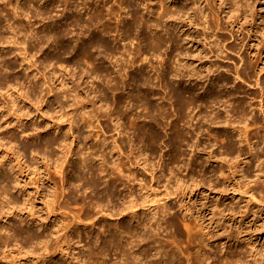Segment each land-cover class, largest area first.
<instances>
[{"label": "rangeland", "instance_id": "1", "mask_svg": "<svg viewBox=\"0 0 264 264\" xmlns=\"http://www.w3.org/2000/svg\"><path fill=\"white\" fill-rule=\"evenodd\" d=\"M58 1L57 0H37V3L33 5L32 0H20L19 4L16 5L15 4L16 0L15 1L9 0L7 5L0 4V11L4 12L6 14V16L8 17V20L11 21L12 25L15 24V25H13L14 27H20L22 30H25V32H27V30L30 28L33 31V33L35 32L34 33V40L35 41H31L33 39H29V42L27 43L26 48H25V51H27L29 53V55L33 57L30 60L26 61L24 56H11V53L13 51H17V49H15L11 46L0 49V55H7L10 57V59L5 60V62H4L5 65L11 66L12 69H15V71H12V72L6 74L7 78L9 81H14L16 78H20L21 80H23L24 78H28L30 83L39 86V89L41 91L40 99L45 98V99H42V100H44V102L42 103L41 109L43 111H46V112L53 109L52 104H54V107L58 108L61 104L69 105V104H71V102L69 100H68L69 102H67V100L64 99V96L61 93V91L59 89H58L59 91L57 90V88H59V86L55 87V89L53 88L54 92H51V94L47 95L46 91H48V86L46 87V85H47L48 81H47V77H43L45 72H46L43 68V66L45 65V62L43 61L44 63H42L41 61H39L40 58H41V60H44V57H52L55 60L57 58L58 53H64L65 52L64 50H66L67 52L69 50L70 51L72 50L71 55H63V59H62L65 65L67 63L70 64L69 65L70 68H68V69H71V70L76 69L78 71L77 68H81V67L82 68H88L87 67L88 61H87V52L86 51L88 49L87 44H88L89 40H86V39H89L90 34H91V30H90V27L88 26V22H87L88 19L84 20V18L87 16V12H89V9L87 10L86 15H85L84 10L82 11V12H84V16H83L82 12L81 13L76 12L77 15L73 14L74 12L71 11V9H70L69 11H71L72 13L69 11H68L69 13L66 12V18H65L66 20L65 19L62 20L64 22L63 23L59 19L61 8H59V6H58L59 5ZM78 1H79V3H81L80 0H77V3H78ZM122 1L124 3H122ZM126 1L127 0H121V1L110 0V1H107L108 10H111V12L112 13L114 12L113 14H115V15H113L111 13V17L113 19H115L114 18L115 16L116 17L119 16V18L121 17L120 19H125V23L126 22L130 23L129 21L132 19L133 12L135 10H137V11L142 10V14L144 12L145 17H147L148 19H150V18L156 19L157 14L155 11H157V10L160 11V9H161L158 5H156V4H158V0H155V1L152 0V4L156 5L157 10H156L155 6H153L155 11H154V9H152L153 13L149 14L150 15V18H149V15L148 16L146 15L147 11H144L141 8V6H138L137 3H135L137 1H142V0H136V1L132 0V2H131V0H128L127 3H126ZM153 1L155 3L156 2L157 3L155 4ZM56 2L58 3V5L56 4ZM112 2L113 3L115 2V3L113 4ZM168 2H169L168 0H165L163 6H166ZM99 3L102 5L101 2H99ZM125 3L128 5L126 6ZM21 5H22V8H21ZM30 5H31V7H30ZM116 5H119L120 7L118 8V6H116ZM122 6H123V8H125V7L126 8L123 9ZM128 6L131 8H128ZM17 7H18V9L19 8L20 9L18 10ZM13 8H15L17 10L13 11ZM32 8H36L37 11L33 12ZM121 8L123 10H120ZM133 8H136V9L133 10ZM162 8H164V7H162ZM129 9H130V11H129ZM248 9H249L250 14L252 16V20L250 23H244V24L236 23L234 27L227 28L226 25H228L229 20H225V21L221 20L220 21L222 24V27H223V29L221 31H219L220 32V40L225 41V45L227 46V49H228L227 55L223 59H215L214 56H215V54L217 55V53L214 52L215 49H213L212 46H211V48H209L210 45L207 44L208 40H206V42H205V40L202 39L203 38L202 37L203 31L200 27H191L190 28V31L193 34H195L196 37L198 36L195 39V42L197 41L196 43L193 41L194 43L191 42L192 44L190 43L189 45H184V43L180 39V37H179L178 41H180L183 45H180L181 43H178V41H176V43H178V44L174 43L177 45V47H176V45L174 47V48H176V52H178V51L180 52V50H181L180 53L183 54V52H185V51H187V49H189L187 52L192 56V59H188L185 61L184 58H181L180 64H182V65L185 64V66H188V65L194 66V68H193L194 72H201V70H207L210 68H226V69H229V71H220L219 73H217V72L213 73L212 75H210L208 77V79L206 81L205 80L195 81V82H198V84H199L198 85L199 88L196 90L197 93L195 92L197 94V95L195 94V96H196L195 98H197L199 96L196 99V101L200 100L199 102L197 101L198 105H201L203 103L202 106H204V108L203 107L199 108V112L201 111V115H202V113H205V114H203L204 116H206V117L210 116L211 117L212 110L214 107H210V106L207 107V105H209L210 102H209V99H207L205 96L206 94L203 91L204 89L201 90L200 84L202 86H205L204 88L209 87V86H211L210 84H212V82H210L211 79L213 81V79L215 77L219 76L218 78H220V81H221L219 84L217 83L219 86H217V84H215V86L213 85V88L211 89V92L209 93V95H211V94L215 95L216 94L219 97V98L217 97L216 100L218 99L217 101H218L220 107H222V105H224L225 103L227 105L230 103L231 105L229 104L228 107L225 104L226 109L227 108H228V110L230 109L229 111H231V112H233V110H234L233 114H234V116L236 114V117H237V115H239L237 112L238 110L243 109L247 112V116L249 115L251 117V119L248 121V126L247 127H239L242 131L243 130L246 131V133L244 135L238 136L237 135L238 133L236 132V130L232 129V128H237V127L230 128L229 122L227 124L221 123V124H218V126L220 125V127H219L221 129L220 131H222V129L225 128L226 130L223 129V130H225V131H223L224 134H229L233 137L231 140H229V139L226 140L225 135H223V136L218 137L220 139H218L216 137H214L215 138L214 139L213 138L214 135L212 133H209V136H208V131H206L207 134L204 132L207 128L206 126L209 125V122H207V123H206V121H204V123L202 122V124H204V125L200 124L202 127H200V125H199L200 131H198V132L196 131L198 129V128H196V125L193 127V130H192V128L185 129V125H183L184 123H181L179 128L184 127L183 129L182 128H180V129L183 130V133H186V134H184L185 135V137L183 138L184 141L182 140L179 143H177L176 139H175L176 134L174 136V132H176L175 128L172 124L170 125V123L176 121V119L178 118V116L175 114L176 111H175V113H172V111L174 110V106H173L169 109V113H171L173 115L175 114L174 115L175 117L173 115L169 114L168 119L169 118L170 119L167 120V125H166V127L168 129V133L170 134V148L166 149L162 154L157 153V155L160 156L165 161H169L171 159V155H172L171 153L174 151L173 146L176 145L177 148H179L180 157L175 162L179 161V163H178L179 165L177 163L175 164L174 161L170 160L171 163L168 164L167 169L165 171H161L159 169H151L150 170L149 166H147L148 169L145 172V170H143V166H139L137 164L135 165L134 162L128 163L129 156L127 155V153L131 152L133 155L140 154V153L135 151V149L139 148V145H140V140L138 139V137L136 135V133L139 130H140L139 134L141 137H147L149 139H151V136L157 131L160 132L161 136H165L166 134L164 132V129H162L160 127V124L163 123V121H161L159 123L156 122L157 121L156 117H153L152 119H145V118H143L144 115H148V114L147 113L142 114L139 107H134V109L135 108L136 109L134 111L133 110L131 111L133 113L130 112V117L128 116L129 119L127 117H125V118H123L124 120L122 119L123 122L121 120V122L123 123V126L125 125L124 128H122V130L125 131V128L127 129L129 127L127 131H130L132 133L130 140L128 139V137L122 138L116 132L114 121L102 118L103 115H105V114H100L98 121L91 120L92 121V123L90 121L91 124L89 122L87 123V121H84L85 123L88 124V128L85 129L86 138L73 140V137H69L70 140L74 141L73 144L71 145V148L73 150H75V154L72 157H70V154H68V156L66 158V160L68 162L65 161L64 166H63L64 173H67L69 175L70 179H74V177L71 176V173H72L73 169L78 170L79 164H80V161L76 158V154L81 152V151L87 150V148L89 146H91V147L93 146L92 150H95L96 146L101 145L102 140L107 139L110 141L109 147L113 148V151L111 152V161L115 162L117 160V158H119L121 161L127 163V169L123 168V172L125 173V176H129V177L135 176L137 180H146L147 185H148V190L145 192H148V195L150 194L149 195L150 198L148 197V201H152L153 203H152V205H150V202L146 203L147 204V205L145 204L146 207H143L141 205L136 207V209H134L135 214H136L135 216H131L132 213L130 214V211L133 212V210H130V211L125 210L127 212L122 211V213L119 212L117 214L118 216L112 215L111 213L108 214L109 212L108 213L105 212L107 214H103V215L98 214V216H96L95 220H93L95 222V224L92 227L79 226L77 229H73L74 231L71 230L72 236L74 235L75 238L79 239V232H81V231L86 230L89 232H94V233L100 234L101 228H107L110 230L111 233L117 234L118 238H119V237H121L120 233L118 230H116L114 228V226L116 227V225H117L118 228H120V231L128 228L129 226H133L134 228H140L141 230H143L144 227H143L141 221H143V223L144 222H146V223L151 222L152 228L155 229L157 227V225L154 224L155 220H152V221L147 220L148 217L151 215V211L149 209H150V207H153L155 209L154 211L157 212V218H158L157 222H160L161 224L164 223L163 227H166V228L170 227L172 230L169 233V238L159 240L158 242L161 245H163L164 247H166V249L170 250V252L173 254V256L175 258H178L177 264H188L189 257L192 256L193 253L201 247V244L199 243V239L203 238V237L208 238L207 239V245L209 247H214L216 245H223L225 243V241H227L228 248L231 247V244H233L235 242V240H238L237 238H235V236L238 237V232L232 231L230 233L231 239L228 236L219 235L220 232H223L229 226H231V229H242L244 231V235L239 236V242H240V245L242 247H244L243 249L249 247V245L247 244V241H249V240H251V242L253 244H255L258 249L264 248V227H260L261 225H264V203H258L257 202L258 200L264 199V174L259 175V177L257 179V173H264V166L259 165V160L264 159V151L254 152L252 150L253 155L249 154L250 153V143H251V146H253V148L255 147V149H259L261 146H264V119H263V116L258 112L257 107H255V106H257V103L259 101L260 91H259V88L257 86H255V84H254V80L256 78H258L259 82H260V86L262 87V91L264 92V36L257 35V33L264 31V0H251V4L248 6ZM162 10L163 9H161V11ZM21 11L24 13H22ZM139 12H141V11H139ZM25 13L31 14V16L34 17V19H29V17L26 16ZM79 13L82 15H80ZM72 14H73V16H72ZM104 14H106V13L104 12ZM244 14L245 13L242 12L241 17H243ZM57 15H59V16H57ZM79 15H80V17H79ZM125 15H128V16H125ZM69 16L71 18L74 16H76V17H74L75 19H73V18L71 19ZM152 16H154V17H152ZM78 17L80 18V20H77V19H79ZM88 17H89V14L86 18H88ZM0 18H1L0 19V34H1V37L5 38L7 36H10L12 34V32H11V29L5 30L7 28V24L4 21L5 19L3 17H0ZM57 18L59 21L57 20ZM107 18L108 17L103 15L102 20H104V19L106 20ZM112 18H110V20ZM119 18H116V19L118 20ZM2 19H3V21H2ZM116 19L114 21L111 20L109 22L111 24H112V21L114 22L112 25L110 24L111 29H112L111 32L115 31L114 28H115V25L117 24ZM75 20H76V22H75ZM83 20H84V22H83ZM59 22H60V24L63 23V24H61L63 26H61L59 24ZM75 23H78L79 25L78 24L76 25ZM84 23L87 24V26H85L86 29L83 28ZM161 23L163 25H161ZM161 23L159 25H161L160 27H162L160 29V30H162V32L159 30V33L160 34L162 33L165 35V32H166L165 30L168 29L167 27H169V26H167L168 23H166V22H161ZM16 24H17V26H16ZM65 24H66V26L64 27ZM77 26H80V27H77ZM165 26H167V27H165ZM58 27L59 28L62 27L65 29L64 30V34H65L64 39L69 40L68 42L67 41L65 42V40H64V43L66 45L65 49L64 50L62 49L60 43L58 42L59 40L57 39L58 35H56L57 38H56L55 42L53 41L50 44H49V42L47 43L50 46V48L48 47L47 44H45V46L43 47V51H41L42 52L41 53L39 51L40 46H38V45H40V44L42 45V41L44 44V40H45L44 36L48 37L50 34L52 35L53 33H55V31H56V33L60 32L61 28L58 29ZM80 28H82V29H80ZM88 28H89V30H88ZM164 28H165V30H164ZM241 28L243 29V31L240 30ZM66 30H68V32ZM133 30H134V28L132 29V36L131 37L135 38L134 39L135 42L137 40V42H136L137 44L135 42H133L132 45L133 44L134 45L132 47L137 46L138 40H139V39H136L137 33H135V30L133 32ZM163 31H165V32L163 33ZM69 32H72L71 35L74 38L70 35ZM115 32H114L115 36H113L114 35L113 33H110L106 38L107 42L109 43V49L114 48L115 46H119V44L116 45L115 39H117V38L119 39V37L116 35L117 32L116 33ZM76 33H78L77 37H75ZM81 33L83 35H81ZM231 33L234 34V37H232V38L230 37ZM2 35H4L5 37ZM66 36L67 37L70 36V37L67 38ZM116 36H117V38H113ZM20 39L22 40L23 37H21ZM70 39H71V41L73 40V43L70 41ZM81 39H82V41H81ZM164 39H165V44H167V48H166V45L164 44L165 46L163 45L161 50H165L164 51L165 52L164 58L167 59L168 57L170 58L173 56V55L169 54L170 53L169 52L170 44L172 46V42L167 40L168 39L167 35H165ZM113 40H115V43ZM211 40L213 41V39H211ZM111 41H112V43H111ZM39 42H41V43H39ZM57 42H58V44H57ZM74 42H78L79 44L78 43L74 44ZM148 42H151V41L148 40ZM53 43H54V46L51 45ZM110 43L112 44V46ZM113 44H115V45H113ZM33 45H35V47H33ZM36 47L38 50H36ZM48 48H49V50H48ZM66 48H68V49L70 48V49L68 50ZM71 48H73L74 51ZM76 48H77V50H76ZM210 49H212L211 52L209 51ZM35 50H36V52H35ZM166 50H168V51H166ZM38 51L40 52V54L38 53ZM99 51H101V50L99 49ZM147 52H149V53H147ZM147 52H144V54L142 52H140L141 55H139L140 56L139 60H142L145 56L149 57L151 55L150 53H152V50L149 49V51H147ZM166 53H168L169 56H168V54L166 55ZM76 54L79 56H77ZM148 54H149V56H148ZM82 55H83V57H82ZM238 55L243 56L244 61L240 62ZM198 56H208V57H212V58L201 60V59L197 58ZM78 58L80 59V62H79ZM77 60L79 63L77 62ZM171 60H172V58H171ZM101 61H102V63H101ZM103 61H104L103 58H101V56H100L99 61H98L100 63L97 62L99 67H101V68H99L100 74H101L100 76H103L105 74V71H104L105 68L104 67L105 66L109 67L108 60L105 59L106 62H103ZM143 61H144L143 64H146V62H148L149 60L143 59ZM153 61L155 62V60H152V62L149 61L150 64L151 63L154 64L156 68H159V69L162 68V66L159 65L160 64L159 61H156L155 63ZM183 61L185 63H183ZM83 63H84V65H83ZM71 64H72V68H71ZM31 65L32 66L37 65V66L32 67ZM235 65H238L239 69H242L244 71V75H242L241 80L233 79L234 78V74H233L234 70L233 69H235V67H234ZM34 67H35V69H34ZM163 68H165V67H163ZM57 69L58 68H56L55 70L57 71ZM110 69H112V68L110 67ZM147 70L149 71L151 69L148 68ZM79 71H80V69H79ZM129 72L131 75L133 74L132 69H131V71L129 70ZM151 72H150V74H151L150 76H153L154 71H153V73H151ZM182 73H186L185 68L182 70ZM42 74H43V76H42ZM144 74H145V76L149 75V73L147 75L146 71L144 72ZM186 74H190V73L187 72ZM169 76H168V78L170 81L171 76L170 77ZM222 77L224 78V80L222 79ZM0 79H2V77H0ZM85 81L86 82H84L82 84V80L80 81L78 79V80H75L74 83L79 82L80 84H77V85L82 84L83 90H86V83H87L86 78H85ZM201 81H202V83H200ZM225 82H227L229 85H233V86L228 87V88H221L220 85L224 84ZM105 83H106V79H105ZM105 83L102 84L101 89L106 87ZM57 84H58V81H57ZM88 84L89 83H87V85ZM185 84L190 85L189 82H186V83L183 82L182 83V85H185ZM192 84H194V82H192ZM131 87H134V86L130 85V87H129V90L133 91V88H131ZM80 88H81V86H80ZM158 89L161 90L159 87H158ZM120 90L115 91L116 94L114 93L113 96L110 93H108L107 96L111 98L112 105H113V111H115L114 109L117 106H115L116 104L113 103L114 100L112 98H114V99L115 98L116 99L122 98L121 100L119 99L122 102H120L118 107H119L120 112L124 110L123 111L124 113L121 112V115L123 116L127 112V110L130 109L131 107L129 106L130 103L128 102V100L130 101V99H128L129 98L128 93L126 94V92H123V90H121V91ZM163 93H162V91L159 92V94H158V96L160 95L159 101L156 100L155 102H153L154 100H149V105L157 104L158 102L159 103L161 102V103L166 104L165 106L169 108L171 102L175 101V98L173 97L171 100V96H169V98H167L166 100L164 99V101H163L162 100L163 96H164ZM118 94L120 95V97ZM115 95L116 96L118 95V98L115 97ZM229 95L230 96L232 95V97H234V100H235L234 102H233V100L231 102L228 101L229 103L227 102V99L230 97ZM42 96H44V97H42ZM126 97L128 100H126ZM206 99L208 102L206 101ZM263 100H264V95H263ZM5 102L7 103L6 99H0V104H4ZM46 102H47V104H46ZM220 102H221V104H220ZM22 103L19 102V105L23 106L24 104H22ZM131 103H132V105H135L136 103H138V101L137 102L131 101ZM174 103L176 106V102H174ZM204 103H205V105H204ZM218 103L216 102L215 104L217 105ZM120 105H122V107ZM238 105H240L241 107L239 108ZM249 105H251V107ZM77 106H79V105H77ZM127 106H129V108ZM225 106H223V107H225ZM205 107H207V108H205ZM74 108H72V109L69 108L68 112L70 113L72 111L73 113L74 112L78 113L82 110L81 108L78 110L77 109L74 110ZM88 108H89L88 111H91V108H93V107L89 106ZM120 108H122V109H120ZM152 108H155V107H152ZM152 108H149V109H150V111L154 112L155 110H151ZM209 108L212 110H210ZM197 109H196V111H198ZM85 110H87V109H85ZM170 110H171V112H170ZM72 112L70 114H72ZM209 113H210V115H208ZM133 114L135 115L134 117H133ZM220 114H221V118L225 119L223 111H220ZM5 115H7V117H9L7 111L4 113H0V116H5ZM37 115L38 114L33 115V118L31 120H26L23 122V124L26 127H28L30 130L31 125H32L33 121L35 120V121L39 122L38 126L42 127L44 130L39 132V134L37 136L24 137L23 139H27L28 141L39 140V142L42 144L46 140L58 142V140L60 138H62L63 135L70 128V126L68 125V122L63 123V121H61V120H58L59 122L57 121V123H55V122L53 123L52 120H50V122H48L46 116H45L46 118H43V117L41 118L39 115H38L39 117ZM131 115H132V117H131ZM138 117H140V118L138 120H136ZM131 118L132 119L136 118L135 120L133 119L134 122L135 121L136 122L141 121L143 124L141 122L140 123L142 125L140 123H136V122L134 123ZM81 119L84 120V118H81ZM129 120H130V123L132 122V124H129ZM124 121L126 122V124L128 123L129 125H126ZM151 121H153L152 122V123H154L153 125H152ZM133 124H136V125H133ZM148 124H150V125H148ZM155 124H156V126H154ZM0 125H1L0 127H4L3 124H0ZM49 125H51L50 128L48 127ZM58 125H59V127H58ZM144 125H148V127L150 126V128L152 127L153 131H152V128H151V130H148V128L141 129V128H143ZM204 126H205V129H204ZM214 126L211 125V128H213ZM83 127H84V124L82 123L81 128H83ZM201 128L204 130L203 134L200 136H197L196 134L202 131ZM208 128H210V126H208ZM137 129H139V130L137 131ZM230 129H232V130H230ZM78 130L79 129H73L74 134ZM144 130H145V132H144ZM189 130H191V131H189ZM188 131L194 133V135L192 133H189ZM227 131H228V133H227ZM9 132L14 133V132H16V129L12 130V131L10 130ZM9 132L5 130L3 133H0V136H2V135L4 136V134H9ZM195 132H197V133L195 134ZM97 134H98V136L96 137ZM222 137H224V138H222ZM122 140L125 142V146L120 147L121 153L118 151L116 152L115 146H116V144L121 145ZM188 140H189V142H188ZM115 141H116V143H114ZM185 141H187V143L195 141L197 144V148H204V147L210 146V145H216L217 147L210 148L209 151H194V152L193 151H187L186 152L183 150L185 147V143H184ZM81 144H83V146H84L83 149L81 148ZM226 148L239 151L243 155V157H244L243 161L240 164H237L235 167L242 169L243 175L247 176L249 180H257V182L255 184L251 185L250 187L245 185L242 191H230V192L213 190L212 188L208 187V182L211 181V178L214 175L216 176V179L218 181V183L215 185V187L217 189L220 187H223V186H227L229 188L240 187V184H238V181H240L242 179L241 174L228 171L230 166L228 164L223 163L218 158L217 159H210V157H219V155L221 154V151L223 149H226ZM233 154H235V152H233ZM2 155H4V153L0 152V156H2ZM147 162H148V165H149V163H151V161H147ZM8 163H9V161H7L6 165H8ZM93 163L98 166L100 164V161L96 160ZM173 164H175V166H177V165L178 166L174 167ZM186 164L188 167L186 166ZM146 165H147V163H146ZM180 165H183V166L180 167ZM41 166H42V164H41ZM161 167H163V166H161ZM112 168L113 167H110L108 169L109 174L107 175L106 178L104 176H101V183L99 184V187L97 189L98 192L105 193L106 191L110 190L109 194L115 195V197L117 198V201H119L122 198H126L130 191L133 193H138L140 191V189H141L140 183H130L129 179H126L125 176H123L121 178V180L117 179L116 181L113 182V180L110 177V174L117 172V171H113ZM173 168H175V170H176L175 177H173V172H172ZM221 169H224L226 172V175L224 177H220L218 175V173ZM53 172H54V170L51 171L49 177L51 178L52 182L56 183V185H59V187H60L61 181L58 179L59 175H55L56 173L54 174ZM151 174L154 176L153 177L154 179L151 177ZM169 177H173V179L176 182L179 179L183 180V181L191 182L193 178H196L199 180H204L205 183H202L199 187L194 188L193 191L186 192L181 196L180 201L185 204V209H181L180 203L177 202V197L175 195H171V196L169 195V190H168L167 186L169 183L172 182L169 179ZM24 180L28 181V186L25 188L26 191L28 193H36L37 189L32 184L31 177L30 176L25 177ZM49 185H50V183H49ZM45 186H48V184H45ZM149 186H151L150 187L151 189L149 188ZM251 194L253 195V197L256 200L251 198ZM87 195L88 194L86 193L85 196H87ZM151 198H152V200H150ZM64 199L67 200L66 197H64ZM60 200H61V202L65 201V200H63V198H61ZM73 200L77 201V205H76L77 209L75 208V205H74L75 203H73L70 206H74V207L70 208V206H69V208L67 209L68 211H66L67 213L70 210L72 211V209L74 210V208L76 210H79L78 208H80L81 206L84 207V212L94 213V211L92 210V203H95L96 201L89 202L86 200V198L80 197L79 195L74 197ZM159 200H161V201L158 202ZM165 201L167 202L168 208H171L170 213H167L166 216L163 213V211L165 209H162V207H161V204ZM104 202L107 203L108 199L106 198ZM233 204H235V208L233 209V211H239L241 206H244V212L242 215L225 216L222 218V222H221V219H216V220L212 219V216H213V213L211 211L212 206H215L217 208H224L225 211H227L228 208H231ZM35 205L37 208H42V205L40 204V195H37ZM158 205L160 207H158V209H157L156 207ZM121 207H122V205H121ZM188 209H190L191 212H193V214H194L191 217V224L192 225L194 224L195 226L197 224V227H195L196 229H194V233L192 231V233L194 235L196 234L195 236H197V238L195 240H192V238L189 237L190 234L188 233L187 229L184 227V223H183L184 220L189 219L188 217L185 218V216H184L185 210H188ZM81 213H82V211H81ZM24 215H27V214L24 213ZM108 215L109 216L111 215V216L109 217ZM112 216H114V217H112ZM216 216L220 217V213H216ZM162 217H165V219H161ZM137 218H139V220ZM6 219H7L8 223H12L10 221V219H8V217L4 218L3 220H6ZM52 220H53V218L51 219V221ZM165 220L167 221L166 223H165ZM1 223L3 224L4 222L0 221V224ZM208 223H211L213 225V227L216 229L217 234L215 236V239L212 238V230L209 228L203 227V225H206ZM198 228H199V230H198ZM201 228H203V230H200ZM205 232L207 233V235ZM122 235H124V234L122 233ZM81 242L85 244V247H87V237L86 236H85V239ZM236 244H237V241L235 243V246H236ZM150 245H152L151 240H143L141 247H140V250L147 249L150 247ZM73 246L76 247L75 251L77 253L82 251L76 245H73ZM127 248H129V247H127ZM127 248H125L124 250H128ZM129 252H131V251H129ZM0 256H2V253H0ZM22 258H25V257H22ZM49 259H52V260H49ZM49 259L44 261V263H40V264H69V260L67 259V256H60L59 255V256H57V258L52 257ZM111 259H112V264H122V262H123L122 254H118L115 252L112 254ZM12 261H13V258H11V257H9L7 259L0 258V264H8V262L11 263ZM22 263H23V261H22Z\"/></svg>", "mask_w": 264, "mask_h": 264}, {"label": "clouds", "instance_id": "2", "mask_svg": "<svg viewBox=\"0 0 264 264\" xmlns=\"http://www.w3.org/2000/svg\"><path fill=\"white\" fill-rule=\"evenodd\" d=\"M9 0H0V4L7 5ZM207 4L211 5L215 3L217 9H222L225 7L226 3H230L233 7L229 13H226L221 19H228L229 23L226 25L227 28H232L236 23H250L252 16L248 9L251 4V0H204ZM37 0H32V4H36ZM31 7V5H30ZM146 7V5H145ZM13 11H16L13 8ZM33 12H36V8H32ZM194 12L198 13L197 17H193L189 20V23H193L196 26L195 21L199 20V27H201L205 32H213L214 29L210 27L211 13H204L201 3H197L193 9ZM245 13L243 17L241 14ZM29 19H34L29 13H25ZM0 17H3L7 23V29H11L12 34L6 38H0V49L11 46L17 51H13L11 56H24L26 61L32 59L33 57L25 51L26 45L30 38H34L33 31L29 28L27 32L22 30L20 27H14L11 21L8 20L6 14L0 11ZM171 19H187L186 17H169ZM243 31V29H240ZM259 36H264V31L257 33ZM23 37V40L20 38ZM56 34L53 33L48 37V42L52 43L56 39ZM214 38V37H213ZM211 44V41L209 42ZM35 47V45H33ZM218 49V54L215 59H223L227 55V50L223 45H214ZM95 51V49H94ZM101 51H103L101 49ZM71 51L58 53L57 58L52 60L50 64H45L44 70L47 72V86H52L53 88L59 86V90L64 96L65 100H71L70 105L61 104L58 108H54L49 112L44 113V115L49 116L54 120H61L69 122L72 127L57 141H49L47 144H42L39 140L28 141L23 139L24 137L36 136L37 133L43 131L42 127L38 126V121H33L31 128L29 130L24 124L17 121L16 125L8 124L4 127H0V133L5 131V128L16 127V132L9 133L6 136H0V152L5 153L0 156V219L8 216H12V223H8L6 220L4 224H0V253L2 256L0 258L7 259L9 257L13 259H19L20 257H33L34 259L29 261V264H38V260L43 257L45 250L51 248L53 250H61L69 253L70 261L69 264H112V254H125L128 264H177L178 258H175L170 250L166 249L158 241L169 238V233L172 231L170 227L166 228L161 226L160 222H157V227L152 228V224L147 223L144 225L143 230L140 228H134L129 226L127 229L126 238L119 237L117 234H113L107 228H101L100 234L81 231L79 232V239L74 236L65 235L68 227L75 222L87 223L89 220L94 219L91 212L89 213L88 219H80L79 217H74L72 220L57 218L49 222L48 210H56L62 205L58 200L55 199V194L57 188L52 186H45V179L50 175L53 169H56L58 174L62 173L63 166L65 163V154L67 150L71 147L73 139H85L88 124L84 121L94 120L100 114H105L102 118L114 120L116 132L123 138L128 137L131 139L132 133L130 131L122 130V123L119 116V107L117 106L115 111H113V105L111 98H109L103 89L96 88L95 84L92 82H100V84L105 83V77L94 75L92 73H87L90 76V83L86 85V90L88 95L81 98L77 96V89L72 86L70 87L67 81L78 80L79 77L76 75L74 70L67 69L64 66L62 56L71 55ZM181 58L185 60L192 59V56L185 51L181 54L179 51L176 52L173 67L176 69L171 76V80H164V87L162 91L164 92V98L167 99L169 95H174V88L178 87L173 82L181 78L180 69L185 68V70L190 73L187 79H197V80H207V78L213 73L220 71H229L226 68H210L207 70H201V72H194V66L180 64ZM198 59H211L208 56H198ZM10 59L7 55H0V99H6L8 102L0 105V113L8 112L9 115H17L18 117H30L35 115L29 110L24 109L22 105H19L18 99L13 93H18L20 99L29 100L31 103L35 104L37 109H39L40 103H42L40 96L41 91L39 86L30 83L28 78L21 80L16 78L14 81H9L7 78L8 73L15 71L11 66L5 65V60ZM148 60L161 61L164 59V50L154 51L151 56L146 57ZM57 62H59L61 67L60 73H55L53 71ZM37 66V65H33ZM67 72V74H65ZM87 72V69H85ZM57 76L59 78V84H57ZM240 79L239 75L236 77ZM163 79V78H161ZM107 84L109 87L116 84L115 79H108ZM227 82L221 84V88L232 87ZM131 95V94H129ZM103 97L101 100L98 110L94 109L92 111L81 110L78 113L68 114L69 108H74L80 104L95 103L98 99ZM149 100L146 96H141L140 101L132 105L130 102V107H139L142 114L148 113L143 118L152 119L157 118V122L163 121L160 127L164 129L165 136H161L160 132H155L151 139L147 137H141L139 132L136 133L138 139L140 140L139 148L135 149L136 152L140 153L138 155H133L128 152L129 156L128 163H135L139 166H144L146 161H151L149 163V169H159L165 171L168 164L171 161H165L157 153L162 154L166 149L170 148V134L166 127L167 120L169 116V108L166 106L157 105L154 112L150 111L148 108ZM176 114L179 117L185 110L188 113V119L185 120V127L193 128L196 121L191 119V115L195 112V107L192 105H185L181 98L176 99ZM217 108L220 107L219 104L216 105ZM7 115L0 116V124H3L4 120H7ZM81 118H84L82 120ZM251 119L248 117H236L233 114H229L228 121L232 127H247L248 121ZM209 123L214 121L209 120ZM84 127L81 128V124ZM48 127H51L49 125ZM73 129H79L73 132ZM203 134V130L197 133V136ZM184 151H209L210 148L217 147L216 145L206 146L204 148H197L195 141L187 143L186 141ZM110 141L105 139L102 140L101 145L96 146L95 150H85L76 154V158L80 161L78 170L73 169L71 176L74 179H70L67 173H63V181L66 185L61 188L60 191L64 197L67 198L69 203L72 202L74 197L79 195L80 197L86 198L87 201H96L92 203V210L98 214L103 215L105 212H109L113 215L118 214L124 208L136 207L137 204L144 200V192L148 190V185L146 180H137L135 176H125L124 172H121L122 176L129 179L130 183H140L141 189L138 193L129 192L126 198H122L117 201L115 195H110V190L105 193H100L97 191L99 184L101 183V176L107 177L108 169L110 167L124 168L127 169V163L121 161L119 158L115 162L111 161L112 147H109ZM125 142L122 140L121 145L115 146L116 148L124 147ZM81 148L84 146L81 144ZM256 151H264V146L259 149H253ZM235 152V154H233ZM220 159L223 163L228 164L230 167L228 171L236 172L241 174L242 179L238 181L240 187L229 188L223 186L216 188L215 185L218 183L216 176L211 178L208 182V187L213 190L230 192V191H242L244 186H251L257 182V180H249L247 176L243 175L242 169L235 167L240 164L244 157L243 155L234 149H223L219 157H210V159ZM15 160L13 163L12 160ZM9 161L8 165H5V161ZM99 160L100 164L97 166L93 162ZM41 164L44 165L41 168ZM259 165L264 166V159L259 160ZM163 166V167H161ZM173 177H175L176 170L172 169ZM264 173H257V179L259 175ZM220 177H224L226 172L221 169L218 173ZM22 176H30L31 182L37 188L36 193H26L23 190L28 186V181L22 179ZM169 177L172 181L168 184L167 188L169 190V195H175L177 197V202L180 203V208L185 209V204L180 201L181 196L186 193L193 191L194 188L199 187L204 180H199L193 178L191 182L180 180L178 183ZM42 193V199L45 208H37L35 206L36 197L38 194ZM88 194L85 196V194ZM14 194V195H13ZM108 202L105 203V199ZM258 203H264V199L258 200ZM238 203V202H237ZM122 205V207H121ZM235 204L231 208L225 211L224 208H217L215 206L211 207L213 213L212 219H221L225 216H235L242 215L244 212V206H241L239 211H233ZM152 211L153 216H156L157 212ZM13 213H18L19 215H12ZM27 213V215H24ZM216 213H220V217L216 216ZM185 214L191 222V210H186ZM167 213H165V216ZM139 220V218H137ZM143 223V221H141ZM203 227L212 230V238L215 239L217 234L216 229L211 223L203 225ZM260 227H264L261 225ZM232 231L238 232V237L244 235L242 229H231V226L226 228L223 232H220L221 236H228L231 239L230 233ZM87 237V247L82 243ZM202 245L197 249L192 256L189 257L188 264H264V248L258 249L251 240L247 241L249 245L248 248L242 250L240 256H230L225 255L228 252L227 241L223 245H216L214 247H209L207 245V237H203ZM129 240L133 242L135 240H151L152 245L149 248L144 249L141 252H135L133 249V254L128 255L124 253L125 246L128 245ZM67 244L68 247L64 245ZM72 245H76L82 251L77 253L72 249Z\"/></svg>", "mask_w": 264, "mask_h": 264}, {"label": "bare ground", "instance_id": "3", "mask_svg": "<svg viewBox=\"0 0 264 264\" xmlns=\"http://www.w3.org/2000/svg\"><path fill=\"white\" fill-rule=\"evenodd\" d=\"M15 1V0H14ZM58 1V0H57ZM107 1H110V0H80V2L81 3H79V1H78V3H77V0H59L58 2H59V5H58V3L56 2V4L59 6V8H61L60 9V20H61V22H63L62 20H64L65 18H66V12L67 13H69V12H71V11H73L74 13L73 14H76V12H82L83 10H84V12H85V15H86V12H87V10L89 9V12H87V16H88V14H89V17L88 18H84V20L86 19H88L87 20V22H88V26L90 27V30H91V34H90V37H89V39H86V40H89L88 41V44H87V47H88V49H87V67L88 68H77L78 69V71L76 70V69H72V70H74V72L76 73V75L79 77V80L81 81L82 80V84L84 83V82H86L85 81V78H86V80H87V83H90V76L87 74V73H92V74H94V75H101L100 74V69L99 68H101V67H99V65H98V63H100V62H98L99 61V57L101 56V58H103V62H106L105 61V59L106 60H108V64H109V67H104L105 68V74L102 76V77H105L106 78V83H105V85H106V87H104V88H102L103 90H104V92L106 93V95L108 94V93H110V94H112V96H113V94L115 93V91H118V90H123V92H126V94L128 93V95L129 94H131V95H129V98L128 99H130V101L127 99V97H126V100H128V102L130 103L131 101L132 102H139L140 101V97L141 96H146L147 98H148V100H154L153 102H155L156 100H160V95L158 96V94H159V92L160 91H162V87H164V80H169V78H168V76L170 75V76H172V74H173V72H175L176 71V69L173 67V63H174V60H175V56H176V48H174L175 47V45L176 44H178V43H181L180 41H178L179 40V37H180V39L183 41V43H184V45H189L191 42H195V39L198 37H196L195 36V34H193L191 31H190V28L191 27H199V20L197 19L196 21H195V24H196V26H194L193 25V23H189L188 21L189 20H192L193 19V17H197L198 16V13L197 12H194L193 11V9H194V7L196 6V4L197 3H201V6L203 7V11H204V13H211V19H210V27H212L215 31H214V33L213 32H205L201 27V29H202V31H203V40H205V42H206V40H208V43L207 44H209L210 45V47L209 48H211V46H212V48L213 49H215V53H217L218 54V49L216 48V47H214V45H216V44H220V45H223L224 47H225V49L226 50H228L227 49V46L225 45V41L224 40H220V32L219 31H221L222 29H223V27H222V24H221V20H228V19H221V17H224L225 16V14L226 13H229L230 12V10H231V7H233L230 3H226V5H225V7L224 8H222V9H217L216 8V5H215V3H213V4H211V5H209V4H207L206 2H204V0H168L169 2V4L167 3V5L166 6H163V4H164V1L165 0H158V4H156L154 1V3L156 4V5H158L161 9H163L162 11H161V9H160V11H158L157 10V7H156V5H153L152 4V0H142V1H137V2H135V3H137V5L138 6H141V8L144 10V11H147V13H146V15L148 16L149 14H151V13H153L152 12V9H154V7L153 6H155V8H156V10L157 11H155V9H154V11L156 12V14H157V17H156V19L155 18H153V19H151L150 18V15H149V18L150 19H148L147 17H145V15H144V12H143V14H142V10H139V11H141V12H139V11H137V10H135L134 12H133V16H132V19L129 21L130 23H125V19H120L119 18V16L118 17H114L115 19L116 18H119L118 20L116 19V21H117V24L115 25V31L117 32V36L119 37V39L117 38V36L116 37H113V38H117V39H115L116 40V45L117 44H119V46H115L114 48H110L109 49V43L107 42V40H106V38H107V36L110 34V33H113L114 34V32H111L112 31V29H111V25L114 23L113 21L115 20V19H113L112 17H111V10H108V8H107ZM113 1V0H112ZM116 1V0H115ZM119 1H121V0H119ZM128 1V0H127ZM127 1H126V3H127ZM136 1V0H135ZM19 2H20V0H16V5L17 4H19ZM99 2H101L102 3V5L99 3ZM131 2H132V0H131ZM47 3V2H46ZM99 3V4H98ZM113 3V2H112ZM111 3V4H112ZM115 3V2H114ZM113 3V4H114ZM122 3H124L123 1H122ZM125 3V5L127 6L128 4H126ZM134 3V4H135ZM216 3H218V0H216ZM120 4V3H119ZM124 5V4H123ZM145 5H146V7H145ZM57 6V7H58ZM109 6V5H108ZM116 6H118V8L120 7L119 5H116ZM16 7V6H15ZM162 7H164V8H162ZM21 8H22V5H21ZM58 8V9H59ZM114 8V7H113ZM116 8V7H115ZM122 8H123V6H122ZM120 9V10H123V9H125V8H123V9ZM128 8H131V7H129L128 6ZM137 8V7H136ZM136 8H133V10L134 9H136ZM140 8V9H141ZM17 9H18V7H17ZM16 9V10H17ZM20 9V8H19ZM18 9V10H19ZM71 9V11H69ZM110 9V8H109ZM159 9V8H158ZM47 10V9H46ZM69 11V12H68ZM126 11V10H125ZM129 11H130V9H129ZM22 12V11H21ZM47 12V11H46ZM84 12H82L83 13V16H84ZM104 12L106 13V14H104ZM117 12V11H116ZM115 12V13H116ZM22 13H24V12H22ZM72 13V12H71ZM79 13V14H80ZM114 13V12H113ZM112 13V14H113ZM126 13V12H125ZM124 13V14H125ZM128 13V12H127ZM141 13V14H140ZM59 14V13H58ZM73 14H72V16H73ZM117 14V13H116ZM120 14V13H119ZM129 14V13H128ZM155 14V13H154ZM45 15V14H44ZM77 15V14H76ZM80 15H82V14H80ZM80 15H79V17H80ZM103 15L104 16H106V17H108L106 20L104 19V20H102L103 19ZM113 15H115V14H113ZM122 15V14H121ZM120 15V16H121ZM57 16H59V15H57ZM68 16V15H67ZM71 16V15H70ZM69 16V17H70ZM82 16V17H83ZM125 16H128V15H125ZM124 16V17H125ZM177 16H180V17H186L187 19H171V18H169V17H177ZM74 17H76V16H74ZM74 17H72L73 19H75ZM78 17V18H79ZM131 17V16H130ZM152 17H154V16H152ZM68 18V17H67ZM71 18V17H70ZM71 18V19H72ZM110 18H112L111 20H113L112 21V24L111 23H109L111 20H110ZM123 18V17H122ZM1 19V18H0ZM83 19V18H82ZM127 19V18H126ZM57 20H58V18H57ZM66 20V19H65ZM77 20H80V18L79 19H77ZM84 20H83V22H84ZM129 20V19H128ZM127 20V21H128ZM2 21H3V19H2ZM5 21V20H4ZM59 21V20H58ZM115 21V22H116ZM6 22V21H5ZM75 22H76V20H75ZM78 22V21H77ZM81 22V21H80ZM79 22V23H80ZM161 22H166V23H168V25L167 26H169V27H167V26H165V27H167L168 29H166L165 30V28H164V30L166 31H163V33L165 32V35H167L168 36V41H171L172 42V46H171V44H170V50H169V54L170 55H173L172 57H168L167 59H163V60H161V61H159V65L160 66H162V68L161 69H159V68H156L155 67V65L154 64H150V62L149 61H151L152 62V60H149L148 62H146V64H143L144 63V61H143V59H146V56L142 59V60H139L140 58V56L139 55H141V53L140 52H142L143 54H144V52H147V51H149V49H151L152 50V53L154 52V51H158V50H161L162 49V46L165 44V39H164V37H165V35L164 34H160L159 33V30L162 28V27H160L161 25H163ZM14 23V22H13ZM64 23V22H63ZM63 23H61V24H63ZM82 23V22H81ZM161 23V25H159ZM7 24V23H6ZM59 24H60V22H59ZM60 24V25H61ZM74 24V23H73ZM72 24V25H73ZM76 25L78 24V23H75ZM86 23H84L83 25H84V29H86V27L85 26H87V24L85 25ZM111 24V25H110ZM165 24V23H164ZM13 25H15V24H13ZM79 25V24H78ZM6 26V25H5ZM16 26H17V24H16ZM59 26V25H58ZM61 26H63V25H61ZM66 26V24L64 25V27ZM82 26V25H81ZM77 27H80V26H77ZM164 27V26H163ZM61 28V30H60V32H57L56 33V31H55V33H56V35H58V42L60 43V45H61V47H62V49L64 50L65 49V47H66V45H65V43H64V36H65V34H64V28H62V27H60ZM59 27H58V29H60ZM134 28V30H135V33H137L136 34V39H139L138 40V45L137 46H134V47H132L133 45H132V43L133 42H135V38H132L131 36H132V29ZM33 29V28H32ZM70 29V28H69ZM80 29H82V28H80ZM56 30V29H55ZM88 30H89V28H88ZM134 30H133V32H134ZM67 32H68V30H66ZM161 32H162V30H160ZM73 32V31H72ZM72 32H69L70 33V35H71V33ZM90 32V31H89ZM115 32V33H116ZM35 33V32H34ZM50 33V32H49ZM59 33V34H58ZM80 33V32H79ZM67 34V33H66ZM77 34L78 33H76V36L75 37H77ZM39 35V34H38ZM42 35V34H41ZM51 35V34H50ZM49 35V36H50ZM74 35V34H73ZM81 35H83L82 33H81ZM2 36H4V35H2ZM48 36V37H49ZM72 36V35H71ZM113 36H115V34L113 35ZM5 37V36H4ZM37 37V36H36ZM45 37V40H44V44H43V41H42V45L40 44V45H38V46H40L39 47V51L41 52V51H43V47L45 46V44H47L48 43V37L47 36H44ZM57 37V36H56ZM67 37V36H66ZM70 36H68L67 38H69ZM73 37V36H72ZM71 37V38H72ZM81 37V36H80ZM134 37V36H133ZM214 37V38H213ZM230 37L232 38V37H234V34L233 33H231L230 34ZM0 38H3V37H1V34H0ZM6 38V37H5ZM41 38V37H40ZM74 38V37H73ZM82 38V37H81ZM30 39H33V40H31V41H35L34 40V38H30ZM36 39V38H35ZM78 39V38H77ZM80 39V38H79ZM200 39V38H199ZM211 39H213V41L211 40ZM23 40V39H22ZM39 40V39H38ZM37 40V41H38ZM56 40V39H55ZM55 40H54V42H55ZM110 40V39H109ZM115 40H113L114 41V43H115ZM148 40L149 41H151V42H148ZM30 41V42H31ZM40 41V40H39ZM68 42L69 40H65V42ZM70 41H71V39H70ZM75 41V40H74ZM81 41H82V39H81ZM85 41V40H84ZM176 41H178V43H176ZM211 41V44L209 43ZM29 42V41H28ZM58 42H57V44H58ZM72 43H73V40L71 41ZM79 42V41H78ZM78 42H74V44L76 43H78ZM136 42H137V40H136ZM135 42V43H136ZM167 42V41H166ZM193 42V43H194ZM197 42V41H196ZM195 42V43H196ZM33 43V42H32ZM35 43V42H34ZM39 43H41V42H39ZM38 43V44H39ZM80 43V42H79ZM78 43V44H79ZM111 43H112V41H111ZM110 43V44H111ZM174 43H176V44H174ZM50 44V43H49ZM137 44V43H136ZM192 44V43H191ZM48 45V44H47ZM52 46H54V43L53 44H51ZM56 45V44H55ZM113 45H115V44H113ZM166 45V48H167V44H165ZM164 45V46H165ZM180 45H183L182 43L180 44ZM73 46V45H72ZM75 46V45H74ZM111 46H112V44H111ZM169 46V45H168ZM48 47L50 48V46L48 45ZM173 47V48H172ZM176 47H177V45H176ZM49 48H48V50H49ZM54 48V47H53ZM182 48V47H181ZM35 49V48H34ZM55 49V48H54ZM66 49H68V48H66ZM70 49V48H69ZM68 49V50H69ZM71 49H73V48H71ZM94 49H95V51H94ZM99 49L101 50H103L102 52L101 51H99ZM164 49V48H163ZM179 49V48H178ZM36 50H38L37 49V47H36ZM36 50H35V52H36ZM76 50H77V48H76ZM180 50V49H179ZM189 49H187V51H188ZM211 50L212 49H210L209 51L211 52ZM38 51V53L40 54V52ZM65 52H67L66 50H64ZM70 51V50H69ZM72 51V50H71ZM73 51H74V49H73ZM83 51V50H82ZM165 51V50H164ZM166 51H168V50H166ZM185 51V50H184ZM50 52V51H49ZM180 52H181V50H180ZM37 53V54H38ZM42 53V52H41ZM147 53H149V52H147ZM152 53H150V54H152ZM165 53V52H164ZM173 53V54H172ZM184 53V52H183ZM214 53V54H215ZM36 54V53H35ZM168 53H166V55H167ZM169 54H168V56H169ZM34 55V54H33ZM57 55V54H56ZM75 55V54H74ZM77 55V54H76ZM165 55V54H164ZM41 56V55H40ZM77 56H79V55H77ZM144 56V55H143ZM142 56V57H143ZM148 56H149V54H148ZM151 56V55H150ZM82 57H83V55H82ZM141 57V58H142ZM166 57V56H165ZM214 57H216V54H215V56ZM238 57H239V61L240 62H242V61H244V58H243V56H240V55H238ZM65 58V57H64ZM171 58H172V60H171ZM62 59H63V56H62ZM66 59V58H65ZM86 59V58H85ZM52 60H54V58H52V57H44V60H41V58H40V60L39 61H41L42 63H44L45 62V64H50L51 63V61ZM78 60H79V62H80V59L78 58ZM78 60H77V62H78ZM84 60V59H83ZM171 60V61H170ZM44 61V62H43ZM143 61V62H142ZM186 61V60H185ZM66 62V61H65ZM68 62V61H67ZM78 62V63H79ZM82 62V61H81ZM98 62V63H97ZM154 62V61H153ZM156 62V61H155ZM154 62V63H155ZM64 63V62H63ZM101 63H102V61H101ZM180 63H181V60H180ZM183 63H185L184 61H183ZM86 64V63H85ZM44 65V64H43ZM69 65L70 64H64V66L68 69V68H70L69 67ZM83 65H84V63H83ZM185 65V64H184ZM188 65V64H187ZM32 66V65H31ZM30 66V67H31ZM33 67V66H32ZM74 67V66H73ZM85 67V66H84ZM110 67L112 68V69H110ZM163 67H165V68H163ZM185 67H187V66H185ZM235 67V69H233L234 70V78L233 79H235V80H241L242 79V75H244V71L242 70V69H239V67H238V65H235L234 66ZM44 68V67H43ZM55 69L56 68H58L57 69V71L60 73L61 72V67H60V64H59V62H57V64H56V66L54 67ZM71 68H72V64H71ZM76 68V67H75ZM103 68V69H104ZM148 68H150L151 70H147ZM34 69H35V67H34ZM55 69H53V71L55 72V73H57L58 74V72L55 70ZM79 69H80V71H79ZM85 69H87V72H85ZM131 69H132V71H133V74L131 75L130 74V72H129V70L131 71ZM184 68H181L180 69V73L182 74L181 75V78L180 79H178V80H176V81H174L173 83L175 84V85H177L178 87H175L174 88V95H169V96H171V100H172V98L174 97L175 98V101L174 102H176V99H177V97H179V98H181V100H182V102L185 104V105H192V106H194L195 107V112L191 115V119L193 120V121H196V128H198L196 131L198 132V131H200V127H202L201 125H204V124H202V122L204 123V121H206V123L209 121V120H211V121H214V122H212V123H209V125L208 126H210V128H208V126H206L207 128H206V130L204 131L202 128V130L206 133V131H208V136H209V133H212L214 136H213V138L214 137H216V138H218V137H220V136H223V135H225V138H226V140H231L232 139V137L233 136H231V135H229V134H224V132L223 131H225L226 129L225 128H223V129H225V130H223L222 129V131H220L221 129L219 128L220 127V125L218 126V124H223V123H228L229 121H228V116H229V114H230V112L231 111H229L228 110V108L226 109V106H225V104L224 105H222V107H219V108H217L216 107V102L218 103V99L216 100V98L218 97L216 94L215 95H213V94H211V95H209V93L211 92V89L213 88V85L215 86V84H219L221 81H220V78H218V77H215L214 79H213V81H212V79H211V81L210 82H212V84H210L211 86H209V87H206V88H204L205 86H202L201 84H200V86H201V90L202 89H204L203 91H204V93L206 94L205 96H206V98L207 99H209V105H207V107L208 106H210V107H214L213 108V110L212 109H210V110H212V114H211V117L209 118L208 116L206 117V116H204L203 114H205V113H202V115H201V111L199 112V108H201V107H203L204 108V106H202V104L201 105H198V102L200 101V100H197L196 101V99L199 97H197V98H195L196 96H195V94L197 93V89L199 88L198 87V82H195V81H197V79H191V80H189V79H186L187 78V76L188 75H190V74H186L187 73V71L185 70V72L186 73H182V70H183ZM102 70V69H101ZM194 70V69H193ZM33 71V70H32ZM147 72V75H148V73H149V77L148 76H145V74H144V72ZM152 71V72H151ZM153 71H154V74H153V76H150L151 74H150V72L151 73H153ZM184 72V71H183ZM217 73H219V72H217ZM65 74H67V72L65 73ZM218 75V74H217ZM237 75H239V77H240V79H237L236 77H237ZM42 76H43V74H42ZM48 76V74L45 72V74H44V76L43 77H47ZM169 76V77H170ZM115 79V81H116V84L115 85H113V86H111V87H109L108 86V84H107V80L108 79ZM161 78H163V79H161ZM44 79V78H43ZM46 79V78H45ZM171 79V78H170ZM208 79V78H207ZM222 79L224 80V78L222 77ZM234 80V81H235ZM48 81V80H47ZM57 81H58V84H59V78H58V76H57ZM155 81V82H154ZM199 81V80H198ZM46 82V81H45ZM184 82V83H186V82H189V84L190 85H182V83ZM192 82H194V84H192ZM67 83L69 84V86L70 87H72V86H74L76 89H77V96H79V97H81V98H83V97H85L86 95H88L89 93H87L88 91H86V90H83V87H82V84L81 85H77V84H80L79 82H76V83H74V81L73 80H69V81H67ZM87 83H86V85H87ZM92 83H94L95 84V86H96V88H98V89H101V86H102V84H100V82H98V81H96V82H92ZM200 83H202V81L200 82ZM217 84V86H219ZM254 84H255V86H257L258 88H259V91H260V97H259V101H258V103H257V106H255V107H257V109H258V112L263 116V119H264V100H263V95H264V92L262 91V87L260 86V82H259V79L258 78H256L255 80H254ZM104 85V86H105ZM130 85L131 86H134V87H131V88H133V91H131V90H129V87H130ZM80 86H81V88H80ZM207 86V85H206ZM158 87L161 89V90H159L158 89ZM130 88V89H131ZM47 89V88H46ZM55 89V88H54ZM59 88H57V90H58ZM120 90V91H121ZM46 91V90H45ZM56 91V90H55ZM59 91V90H58ZM47 92V95H49V94H51V92H54V90H53V87L52 86H48V91H46ZM122 92V93H123ZM132 92V93H131ZM196 92V93H195ZM119 93V92H118ZM121 93V92H120ZM162 93H163V91H162ZM203 93V94H204ZM53 94V93H52ZM116 94V93H115ZM125 94V93H124ZM164 94V93H163ZM199 94V93H198ZM13 95L14 96H16L17 97V99H18V101L19 102H23L22 104H24L23 105V108L24 109H27V110H29L31 113H34L35 115L36 114H38L41 118L43 117V118H46L47 117V121L48 122H50V120H52L53 121V123L55 122V123H57V121L58 120H54V119H52V118H50L49 116H47V115H44V113H46V111H43L42 109H41V106H42V103L44 102V100H42V99H45V98H42L41 99V101H42V103H40L41 105H39V109H37V107H36V105H34L33 103H31L29 100H25V99H20L19 98V96H18V93H13ZM46 95V94H45ZM46 95V96H47ZM61 95V94H60ZM119 95V94H118ZM118 95L116 96L115 95V97H117L118 98ZM127 95V96H128ZM162 95V94H161ZM197 95V94H196ZM230 96V95H229ZM42 97H44V96H42ZM119 97H120V95H119ZM123 97V96H122ZM228 97V96H227ZM110 98V97H109ZM169 98V97H168ZM219 98V97H218ZM103 99V97H101L100 99H98L95 103H92V102H90V103H87V104H80L79 106H77V107H75L74 108V110H78V109H82V110H85V109H87V110H89V106H91V107H93V108H91V111L92 110H94V109H96V110H98V106H99V104H100V102H101V100ZM114 101H113V103H115L116 105L115 106H118L119 104H120V102H122V101H120L121 99L120 98H118V99H114V98H112ZM120 99V100H119ZM162 99V98H161ZM164 96H163V101H164ZM207 99H206V101H207ZM48 100V99H47ZM166 100V99H165ZM174 100V99H173ZM233 100V102L235 101L234 100V97H232V95L227 99V102L229 101V102H231ZM71 103H72V101L71 100H69ZM68 100H67V102H69ZM157 101V102H158ZM169 101V100H168ZM204 101V100H203ZM202 101V102H203ZM226 101V100H225ZM224 101V102H225ZM8 102V101H7ZM48 102V101H47ZM47 102H46V104H47ZM124 102V101H123ZM152 102V101H151ZM156 102V103H157ZM174 102H171V104H170V107H169V109L171 108V107H173L174 106V110L172 111V113H175V111H176V108H177V105L175 106V103ZM208 102V101H207ZM228 102V103H229ZM232 102V103H233ZM6 103V102H5ZM127 103V102H126ZM132 104V103H131ZM137 104V103H136ZM219 104V103H218ZM220 104H221V102H220ZM230 104V103H229ZM228 104V105H229ZM234 104V103H233ZM0 105H2V104H0ZM51 105V104H50ZM70 105V104H69ZM85 105V106H84ZM128 105V104H127ZM157 105H161L162 107L163 106H165L166 104H164V103H157V104H151V105H149L148 104V108H152V107H155L156 108V106ZM204 105H205V103H204ZM227 105V104H226ZM228 105H227V107H228ZM231 105V104H230ZM56 106V105H55ZM121 107H122V105H120ZM125 106V105H124ZM123 106V107H124ZM223 106H225V107H223ZM250 107H251V105H249ZM248 106V107H249ZM50 107V106H49ZM128 108H129V106H127ZM207 107H205V108H207ZM233 107V106H232ZM238 107L240 108L241 106L240 105H238ZM52 108L54 109V108H56V107H54V104H52ZM125 108V107H124ZM155 108H152L151 110H155ZM198 108V109H197ZM230 108V107H229ZM51 109V108H50ZM70 109H72V108H70ZM116 109V108H115ZM114 109V110H115ZM120 109H122V108H120ZM136 109V108H135ZM134 109V107H131L130 109H128L127 110V112L122 116L121 115V112L122 113H124L123 111H119V116H120V120H122L123 118H125V117H127L128 118V116L130 117V112L133 110H135ZM138 109V108H137ZM173 109V108H172ZM196 109L198 110V111H196ZM254 109V108H253ZM46 110V109H45ZM73 110V111H74ZM150 110V109H149ZM71 111V110H70ZM203 111V110H202ZM207 111V110H206ZM220 111H223V113H224V117H225V119L223 120L222 118H221V114H220ZM49 112V111H48ZM72 112V111H71ZM70 112V113H71ZM153 112V111H152ZM170 112H171V110H170ZM210 112V111H209ZM233 112H234V110H233ZM233 112H231V114H233ZM238 112V114L239 115H237V117L239 118V117H248L247 116V112L245 111V110H238L237 111ZM69 113V112H68ZM69 113V114H70ZM73 113V112H72ZM131 113H133V112H131ZM135 114V113H134ZM133 114V117L136 115H134ZM139 114V113H138ZM137 114V115H138ZM146 114V113H145ZM148 114V113H147ZM171 114V113H170ZM176 114V113H175ZM174 114V115H175ZM37 115V116H38ZM141 115V114H140ZM171 115H173V114H171ZM170 115V116H171ZM173 115V116H174ZM177 115V114H176ZM208 115H210V113L208 114ZM213 115V116H212ZM223 115V114H222ZM234 115V114H233ZM8 118H7V120H4L3 121V125L5 126V125H8V124H11L12 123V125H16V123H17V121L19 120V122L20 123H22L23 124V122L24 121H26V120H31L32 118H33V115L32 116H30V117H23V116H20V117H18L17 115H15V114H13V115H9L8 114ZM38 116V117H39ZM46 116V117H45ZM104 116V115H103ZM145 116V115H144ZM235 116H236V114H235ZM131 117H132V115H131ZM142 117V116H141ZM175 117V116H174ZM126 118V119H127ZM140 117H138L137 119L136 118H133L134 120L136 119V120H138ZM177 118V117H176ZM129 119V118H128ZM132 119V118H131ZM130 119V120H131ZM132 119V120H133ZM156 119V118H155ZM170 119V118H169ZM168 119V120H169ZM188 119V113H187V111L185 110L177 119H176V121H174V122H172V123H170V125L172 124L173 126H174V128H175V131L176 132H174V136H175V134H176V142L177 143H179L180 141H182L183 140V138L185 137V135L184 134H186V133H183V130H181L180 128H182V127H180L179 128V126H180V124L181 123H184L183 125H185V120H187ZM95 121H98L99 120V116H97L95 119H94ZM109 120H111V119H109ZM124 120V119H123ZM123 120H122V122H123ZM130 120H129V124H132V122L130 123ZM134 120H133V122H134ZM90 121L91 120H87V123L89 122L90 123ZM112 121H114V120H112ZM59 122V121H58ZM67 121H63V123H66ZM121 122V123H122ZM125 122V121H124ZM136 122V121H135ZM134 122V123H135ZM141 122V121H140ZM140 122H136V123H140ZM153 121H151V123H152ZM157 122V121H156ZM161 122V121H160ZM52 123V122H51ZM91 123H92V121H91ZM90 123V124H91ZM115 121H114V125H115ZM142 123V122H141ZM140 123V124H141ZM150 123V124H151ZM48 124V123H47ZM50 124V123H49ZM125 124H126V122H125ZM128 123L126 124V125H129ZM143 124V123H142ZM141 124V125H142ZM150 124H148V125H150ZM154 123H152V125H153ZM157 124V123H156ZM156 124L154 125V126H156ZM169 124V123H168ZM201 124V125H200ZM2 125V126H3ZM57 125V124H56ZM68 125L70 126V128L72 127V125L68 122ZM122 125H123V123H122ZM133 125H136V124H133ZM140 125V126H141ZM148 125H144L143 126V128H141V129H146V128H148V130H151V128H150V126L148 127ZM151 125V126H152ZM159 125V124H158ZM182 125V126H183ZM199 125H200V127H199ZM207 125V124H206ZM211 125L212 126H214L213 128H211ZM217 125V126H216ZM229 125H230V122H229ZM1 126V125H0ZM53 126V125H52ZM125 126V125H124ZM124 126L122 127V128H124ZM153 126V127H154ZM172 126V127H173ZM58 127H59V125H58ZM57 127V128H58ZM171 127V128H172ZM230 128H232V126H229ZM50 128V127H49ZM129 128V127H128ZM128 128L126 129L125 128V131H127L128 130ZM184 128V127H183ZM182 128V129H183ZM188 127H185V129H187ZM16 129V127H12V128H6L5 130L6 131H12V130H15ZM56 129V128H55ZM135 129V128H134ZM188 129H190V128H188ZM204 129H205V126H204ZM233 130H236V132L238 133L237 135L239 136V135H244L245 133H246V131H242L240 128H232ZM232 129H230V130H232ZM139 129H137V131H138ZM147 130V131H148ZM172 130V129H171ZM192 130H193V128H192ZM228 130V129H227ZM101 131V130H100ZM135 131V130H134ZM140 131V130H139ZM138 131V132H139ZM152 131H153V128H152ZM174 131V130H173ZM187 131V130H186ZM189 131H191V130H189ZM188 131V132H189ZM210 131V132H209ZM144 132H145V130H144ZM194 132V131H193ZM197 132H195V134L197 133ZM10 133V132H9ZM148 133V132H147ZM146 133V134H147ZM189 133H192V132H189ZM227 133H228V131H227ZM39 133H37L36 134V136L38 135ZM193 135H194V133H192ZM207 134V133H206ZM5 135H7V134H4V136ZM189 135V134H188ZM192 135V136H193ZM197 135V134H196ZM211 135V134H210ZM3 136V135H2ZM98 136V134L96 135V137ZM33 137V136H32ZM152 137V136H151ZM189 138V137H188ZM222 138H224V137H222ZM215 139V138H214ZM218 139H220V138H218ZM74 140V139H73ZM186 140V139H185ZM50 140H46L43 144H47L48 142H49ZM184 141V140H183ZM74 142V141H73ZM187 142V141H186ZM188 142H189V140H188ZM114 143H116V141L114 142ZM182 143V142H181ZM191 143V142H190ZM73 144V143H72ZM71 144V145H72ZM115 146V145H114ZM116 146H117V144H116ZM87 147V146H86ZM174 147V151L171 153L172 155H171V159L170 160H172V161H177V159L180 157V155H179V148H177V146L175 145V146H173ZM255 148V147H254ZM253 148V146H251V143H250V155H253V153H252V150L254 149ZM93 149V146L91 147V146H89L88 148H87V150H92ZM116 149V152L118 151V152H120V148H115ZM118 149V150H117ZM85 151V150H84ZM172 151V150H171ZM121 153V152H120ZM5 154V153H4ZM68 154H70V157H72L74 154H75V150H73L71 147L67 150V152H66V154H65V161H67L66 160V158H67V156H68ZM13 162H15V160L13 159L12 160ZM68 162V161H67ZM6 163H7V160L5 161V165H6ZM146 163H147V165H146ZM178 164L179 163V161L178 162H175V164ZM135 164V163H134ZM175 164H173V166L174 167H177V166H175ZM185 164V163H184ZM131 165V164H130ZM136 165V164H135ZM148 162L146 161L145 162V164H144V166H143V170H145V172L147 171V169H148ZM183 165H180V167H182ZM186 166H187V164H186ZM44 167V165L42 164V166H41V168H43ZM188 167V166H187ZM113 169V171H117V172H114V173H111L110 174V177H111V179L113 180V182L114 181H116L117 179L118 180H121V178L123 177L122 175H121V172H123V168H117V167H113L112 168ZM54 170V174L55 175H59V180L61 181L60 182V187H58L57 188V192H56V194H55V199L56 200H58L59 202H60V204L62 205V207H60V208H58V209H56V210H48L47 208H45V205H44V202H43V199H42V193L41 194H38V195H40V204L42 205V208H45V211L48 213V217H49V222H51V219L53 218V220H55V219H57V218H60V219H68V220H72L74 217H79L80 219H88V217H89V213L90 212H84V207L83 206H81L80 208H78L79 210H76L77 208H76V205H77V201L76 200H72V202L71 203H69V201L68 200H65L64 199V196L62 195V193H61V191H60V189L61 188H63V187H65L66 185L64 184V181H63V178H62V176H63V173H64V171L62 170V173H60V174H58V172H57V170L56 169H53ZM153 174V173H152ZM151 174V177L153 178L154 176ZM133 175V174H132ZM25 177H28V176H22L21 178L22 179H24ZM154 179V178H153ZM152 181V180H151ZM180 181V179L177 181V182H179ZM49 183H50V185H49ZM45 184H48V186H52V187H56L57 185H56V183H54V182H52L51 181V178L48 176L46 179H45ZM141 185V184H140ZM151 186H149V188H150ZM35 188H36V186H35ZM37 189V188H36ZM151 189V188H150ZM24 192H26V193H28L27 191H26V189H24L23 190ZM150 195V194H149ZM149 195H148V192H145L144 193V197H145V199L144 200H142V201H140L138 204H137V206L136 207H138L139 205H141V206H143V207H146L145 206V204L146 203H149L150 202V205H152V201H148V197H149ZM61 198H63V200H65V201H63V202H61ZM150 198V197H149ZM251 198L252 199H255L254 197H253V195L251 194ZM150 200H152V198L150 199ZM256 200V199H255ZM154 201V200H153ZM161 200H159L158 202H160ZM73 203H75L74 205H75V208H74V210L72 209V211L70 210L68 213L66 212V211H68L67 209L69 208V206L70 205H72ZM147 205V204H146ZM36 206V205H35ZM71 207H74V206H70V208ZM136 207H130V208H124L122 211L124 212L125 210H133V212H131L130 211V214H131V216H135L136 214H135V211H134V209H136ZM149 207V206H148ZM158 207H160L159 205L156 207L157 209H158ZM161 207H162V209H165L164 211H163V213L165 214V213H170V210H171V208H168V206H167V202L165 201V202H163L162 204H161ZM149 210H155L153 207H150V209ZM81 211H82V213H81ZM122 211H119L120 213H122ZM125 212H127V211H125ZM185 212H186V210H185ZM108 213V212H107ZM107 213H104V214H107ZM27 214V213H26ZM92 214V216L94 217V219H91V220H89V222H87V223H79V222H75V223H72L69 227H68V229H67V232L65 233V235H70V236H72V234H71V230L72 231H74L73 229H77L79 226H88V227H92L94 224H95V222L93 221V220H95V218H96V216H98V213H96V212H94V213H91ZM108 214H110V213H108ZM13 216L14 215H19L18 213H13L12 214ZM113 215V214H112ZM115 215H117V214H115ZM194 214H193V212H191V217L193 216ZM109 216V215H108ZM111 216V215H110ZM109 216V217H110ZM118 216V215H117ZM184 216H185V218L187 217V215L184 213ZM112 217H114V216H112ZM116 217V216H115ZM5 218H7V217H5ZM4 219V218H3ZM3 219H0V221H3V222H5V220H3ZM8 219H10V221L12 222V216H8ZM158 218H157V214H156V216H153V214H152V211H151V215L148 217V219L147 220H149V221H152V220H155L154 221V224H156L157 225V220ZM161 219H165V217H162ZM6 221H7V219H6ZM97 222V221H96ZM164 222V221H163ZM167 221L165 220V223H166ZM147 223H149V222H147ZM146 222H144V223H142V225H143V227H144V225L145 224H147ZM184 227L187 229V231H188V233L190 234L189 235V237L190 238H192V240H195L196 238H197V236H195L193 233H194V229H196L195 227H197V224H196V226L193 224H191V222H189V219H186V220H184ZM2 224V223H1ZM4 224V223H3ZM164 224V223H163ZM163 224H161V226H163ZM114 228L116 229V230H118L119 231V233H120V236L121 237H126V234H127V229L128 228H126V229H124V230H122V231H120V228H118V226L116 225V227L114 226ZM198 230H199V228H198ZM200 230H203V228H201ZM76 231V230H75ZM192 231H193V233H192ZM122 233L124 234V235H122ZM206 233V232H205ZM206 235H207V233H206ZM74 236V235H73ZM219 238V237H218ZM235 238H237V236H235ZM238 240H235V242L233 243V244H231V247H229L228 248V252H226L225 253V255H230V256H240L241 255V252H242V250H243V248L244 247H242L241 245H240V242H239V238H237ZM236 241H237V244H236V246H235V243H236ZM142 242H143V240H135L134 242L132 241V240H129V243H128V245H126L125 246V248H127V247H129V248H127L128 250H124V253H126V254H128V255H131V254H133V249H135V252H141L142 253V251L143 250H140V247H141V244H142ZM202 239L200 238L199 239V243L202 245ZM65 247H68V245L67 244H65L64 245ZM74 250L76 249V247L75 246H71ZM129 251H131V252H129ZM67 256V259L70 261V256H69V253L68 252H65V251H61V250H53V249H51V248H49V249H47V250H45V252H44V255H43V257L42 258H40L39 260H38V264H40V263H44V261H46L47 259H49V258H52V257H56L57 258V256ZM34 258L33 257H25V258H19V259H13V261L10 263V262H8V264H29V261H31V260H33ZM23 261V263H22V261ZM49 260H52V259H49ZM122 260H123V262H122V264H128V262H127V259H126V257H125V254H122ZM73 264H74V262H73Z\"/></svg>", "mask_w": 264, "mask_h": 264}]
</instances>
